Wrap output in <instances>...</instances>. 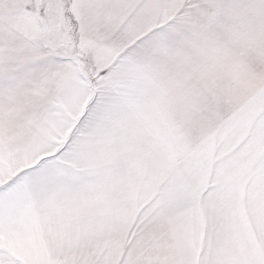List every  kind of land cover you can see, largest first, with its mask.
Masks as SVG:
<instances>
[{
	"label": "snow or ice",
	"instance_id": "1",
	"mask_svg": "<svg viewBox=\"0 0 264 264\" xmlns=\"http://www.w3.org/2000/svg\"><path fill=\"white\" fill-rule=\"evenodd\" d=\"M0 264H264V0H0Z\"/></svg>",
	"mask_w": 264,
	"mask_h": 264
}]
</instances>
